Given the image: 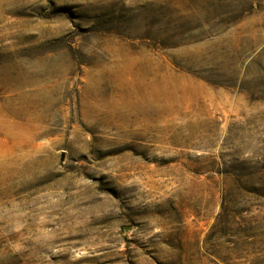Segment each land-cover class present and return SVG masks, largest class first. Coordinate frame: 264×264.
<instances>
[{
  "label": "rangeland",
  "instance_id": "374dc122",
  "mask_svg": "<svg viewBox=\"0 0 264 264\" xmlns=\"http://www.w3.org/2000/svg\"><path fill=\"white\" fill-rule=\"evenodd\" d=\"M0 264H264V0H0Z\"/></svg>",
  "mask_w": 264,
  "mask_h": 264
}]
</instances>
